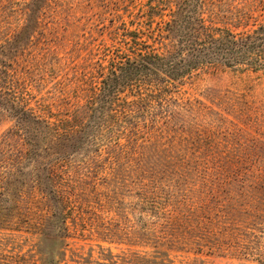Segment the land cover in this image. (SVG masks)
Instances as JSON below:
<instances>
[{"label": "rangeland", "instance_id": "374dc122", "mask_svg": "<svg viewBox=\"0 0 264 264\" xmlns=\"http://www.w3.org/2000/svg\"><path fill=\"white\" fill-rule=\"evenodd\" d=\"M183 15L264 0H0V264H264V68L111 82Z\"/></svg>", "mask_w": 264, "mask_h": 264}, {"label": "trees", "instance_id": "16d2710c", "mask_svg": "<svg viewBox=\"0 0 264 264\" xmlns=\"http://www.w3.org/2000/svg\"><path fill=\"white\" fill-rule=\"evenodd\" d=\"M178 17L173 18L169 27L178 36L173 51L164 56L145 55L127 61L119 68V73H114L115 79L111 82L126 72L130 75L142 72L147 75L159 70L169 78L177 79L199 66L264 68V23L247 33L219 30L221 33L213 34L198 16ZM178 23L179 28L176 29ZM107 88L109 92L114 86L110 83ZM107 98L109 95H101L103 101ZM21 112L24 113L23 110Z\"/></svg>", "mask_w": 264, "mask_h": 264}]
</instances>
